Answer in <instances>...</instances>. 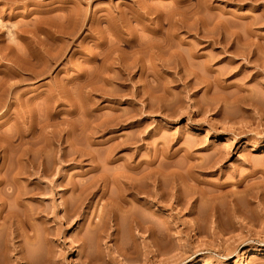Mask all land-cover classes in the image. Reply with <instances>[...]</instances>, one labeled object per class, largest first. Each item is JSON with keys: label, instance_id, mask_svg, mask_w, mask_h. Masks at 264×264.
<instances>
[{"label": "rangeland", "instance_id": "obj_1", "mask_svg": "<svg viewBox=\"0 0 264 264\" xmlns=\"http://www.w3.org/2000/svg\"><path fill=\"white\" fill-rule=\"evenodd\" d=\"M0 196V264H264V0H0Z\"/></svg>", "mask_w": 264, "mask_h": 264}, {"label": "bare ground", "instance_id": "obj_2", "mask_svg": "<svg viewBox=\"0 0 264 264\" xmlns=\"http://www.w3.org/2000/svg\"><path fill=\"white\" fill-rule=\"evenodd\" d=\"M151 29V32L153 33V32H155V33H158V31H159V28H150ZM135 30V29H134ZM133 30V31H134ZM130 32V31H129ZM134 34V33H133ZM132 36V35H131ZM131 39H133V37L131 38ZM131 39H128V41L130 40V43L132 42V41H134V40H131ZM244 40V39H243ZM150 41V40H149ZM244 41H246V40H244ZM243 41V42H244ZM247 42V41H246ZM145 43V42H144ZM159 41L157 42V43H155V42H149V43H147L146 42V44L147 45H145L144 44V48L146 49V51H147V53L150 55V57L151 58H155L154 56L156 55L157 56V51L159 50V48L161 47L159 44ZM161 43V42H160ZM130 45V44H129ZM133 45V44H132ZM160 46V47H159ZM133 47V46H132ZM140 47V46H139ZM168 47V46H167ZM166 47V48H167ZM230 47V46H229ZM222 48H224V49H226V48H228V47H226V45H223V47ZM136 49V48H135ZM135 49H133L132 50V52L135 50ZM141 49H142V47H141ZM156 49H157V51H156ZM139 48L138 49H136L135 51H134V54L136 53V54H139V55H136L135 54V56L136 57H133L134 59H135V62H138L139 60H141V59H139L141 56H142V54L140 55V53H142L141 51L142 50H140V53H139ZM236 50H237V48H234V52L236 53ZM145 51V52H146ZM238 52V51H237ZM159 54V53H158ZM245 55V54H244ZM246 58H247V56H246ZM231 59L233 60V57H231ZM138 60V61H137ZM247 61H249V58L247 59ZM131 62H132V60H131ZM133 62H134V60H133ZM132 62V64H134ZM141 63V62H140ZM139 63V64H140ZM119 64V63H118ZM122 64V63H121ZM137 64V63H136ZM123 65H124V63H123ZM123 65H121V66H123ZM120 66V64H119V66H118V68L119 67H121ZM126 66H127V64H126ZM125 66V67H126ZM128 66H129V63H128ZM131 66V65H130ZM141 66H142V64H141ZM124 67V66H123ZM124 67V68H125ZM143 67V66H142ZM124 68L122 69V67H121V69L120 70H124ZM127 68V69H126ZM125 69L126 70H128V68L129 67H126ZM211 69V68H210ZM130 70V69H129ZM128 70V71H129ZM257 72H255V74H256ZM260 73V72H259ZM95 75V74H94ZM97 77V76H96ZM106 77V76H105ZM99 78V77H98ZM108 78H110V77H108ZM100 79V78H99ZM96 80V79H95ZM108 80V79H107ZM111 80V79H110ZM94 83H97V82H94ZM95 85V84H94ZM94 85H92V86H94ZM96 87H98V85L96 86H94V88H96ZM93 88V87H92ZM99 89V88H98ZM101 90V89H100ZM104 93V92H103ZM100 94V93H99ZM100 124V123H99ZM95 126H98V125H95ZM100 126V125H99ZM216 151V150H215ZM189 154V153H188ZM188 154L186 153V156H188ZM225 154V153H224ZM224 154H222V153H220L219 152V154L218 153H212L211 155H208L209 156V158L208 159H211V157L210 156H214V160H212L213 161V164H211L212 163V161H210V160H208V161H210L211 163H210V165L211 166H213V165H215L214 163L216 162V163H218V161H220V160H218L219 158L221 159L222 157H224L225 155ZM190 156V155H189ZM188 156V157H189ZM207 156V157H208ZM190 157H193V156H190ZM191 159V158H190ZM195 159V158H194ZM223 159V158H222ZM201 160H203V159H201ZM207 162V161H206ZM205 162V163H206ZM202 162H200L199 163V165H203V163L201 164ZM198 165V164H197ZM198 165V166H199ZM207 165V163L204 165V166H206ZM210 165H208V166H210ZM195 166V165H194ZM207 166V167H208ZM216 166V165H215ZM134 167V166H133ZM129 168V167H128ZM131 168V167H130ZM199 168H200V166H199ZM201 168H203V166H201ZM200 168V169H201ZM205 168V167H204ZM203 168V169H204ZM210 167H208V169H209ZM134 169H137V167H134ZM206 169V168H205ZM128 170V169H127ZM126 170V171H127ZM148 170V169H147ZM131 171V170H130ZM129 171V173H132V175L130 174H128V175H124L125 173H124V171L122 172V173H124L123 175L121 174V172H120V174L121 175H118L117 177L116 176H114L113 175V178L115 177V180H117V179H119V181L120 180H122V182L121 183H123V185H122V187H124L123 189H121L122 191L121 192H123V193H125V191L127 192V193H129V194H131V195H133V198L136 200V198L138 197H141V198H143V200H146L147 202H146V204H148V203H154L157 199H156V197H163L164 195L165 196H167L168 194H169V192H167L166 190H168V188L166 187V185L169 183H167V184H165L166 183V181H168V180H165V176L166 175H169V174H171L173 171L172 170H166L165 172L163 171V170H158V172L156 171V173H155V171L154 172H151V171H153V169L151 170V171H145V172H143V174H141L142 172H138V174H139V176H138V174L136 173V171H138V170H135V172L134 173H136L137 174V176H134V174H133V172L131 171L130 172ZM171 171V172H170ZM178 172V171H177ZM177 172H175V174L177 173ZM145 173V174H144ZM183 173V172H182ZM193 172H189V174H184V175H191ZM127 174V173H126ZM174 174V173H173ZM173 174H172V176H173ZM161 177H160V176ZM183 174H181V171H180V174L178 175V174H176V179H177V176H179V178H181V181H182V185H183V183L185 184V186H186V183L187 182H189V180L188 179H185V178H188V177H185L184 178V176H182ZM120 176V177H119ZM127 176V177H126ZM159 176V177H158ZM163 176H164V178H163ZM136 177H138V178H136ZM192 177V176H191ZM193 177H196V176H193ZM159 178V179H158ZM160 178H162V179H160ZM173 178V177H172ZM197 178V177H196ZM107 179H108V177L107 176H102V177H100V180L103 182V184H102V186H100V188L103 190V188H104V186H105V183H106V181H107ZM135 179H139L138 181H136ZM166 179H167V177H166ZM168 179H170L169 177H168ZM175 179V180H176ZM191 179V178H190ZM160 180V181H159ZM163 180V181H162ZM186 180H187V182H186ZM194 180H199L198 178L197 179H193V180H190V181H194ZM240 180L241 179H239L237 182L239 183L240 182ZM113 181V180H112ZM177 181V180H176ZM180 181V179H179V181L178 182H181ZM184 181V182H183ZM114 182V181H113ZM152 182V183H151ZM165 182V183H164ZM116 183H118V180L116 181ZM173 183V182H172ZM163 184H165V185H163ZM174 184V183H173ZM173 184H170V185H173ZM189 184H192V183H188V185ZM120 185V186H121ZM176 185V184H175ZM175 185H173V187L175 186ZM177 185H179V184H177ZM182 185H180V186H182ZM192 185H195V184H192ZM192 185H190V186H192ZM163 186L164 187H166V188H164V189H166V190H164L163 189ZM167 186H169V185H167ZM180 186H179V188H180ZM20 187V186H19ZM121 187V188H122ZM170 187H172V186H170ZM175 187H177V186H175ZM183 187V186H182ZM21 188V187H20ZM76 188H77V186H75V184H74V186L71 188L73 191L74 190H76ZM178 188V189H179ZM17 189H19V188H17ZM158 189H160V190H158ZM171 189V188H170ZM182 189H184V188H182ZM14 190V189H13ZM20 190V189H19ZM176 190H177V188H176ZM181 189H179V191H180ZM20 191H23L22 189L20 190ZM20 191H16L17 193L15 194L16 196L14 197V199L17 197V199L18 198H20L21 199V193L22 192H20ZM171 191V190H170ZM174 191V190H173ZM172 191V192H173ZM178 191V192H179ZM183 191V190H182ZM12 192H14V191H12ZM177 192V193H178ZM122 193V194H123ZM175 194H176V191L174 192ZM179 193H181V192H179ZM12 194V193H11ZM14 194V193H13ZM23 194V193H22ZM142 194V195H141ZM171 194V193H170ZM175 194H173L174 196H175V199H177L178 198V196H177V194L175 195ZM125 194H123V196H124ZM137 195H141V196H137ZM172 195V194H171ZM173 195H172V197H173ZM182 195V194H181ZM181 195L179 196V197H181ZM2 196H0V198H1ZM136 197V198H135ZM168 197H170V195H168ZM167 197V198H168ZM166 198V197H165ZM174 198V197H173ZM20 199H18L19 201L18 202H20ZM0 200H3V199H0ZM4 201V200H3ZM22 201V200H21ZM124 201H125V199H124ZM177 201V200H176ZM1 202V201H0ZM5 202V201H4ZM3 202V203H4ZM175 202V201H174ZM21 203V202H20ZM2 204V203H1ZM148 206V205H147ZM175 206V205H174ZM2 207V206H1ZM171 209V208H170ZM64 210H66V211H68V209H67V207H64ZM1 211H2V208H1ZM12 212V211H11ZM15 214H16V212H15ZM9 211H8V213L6 214V215H4V218H8L9 219ZM17 219H15V221H16ZM18 221L20 222V223H22L24 220L21 218V219H18ZM5 222V221H4ZM139 223V222H138ZM1 224V223H0ZM138 226H139V224H138ZM149 229V228H148ZM150 230V229H149ZM246 251H249V249L247 248L246 249Z\"/></svg>", "mask_w": 264, "mask_h": 264}]
</instances>
